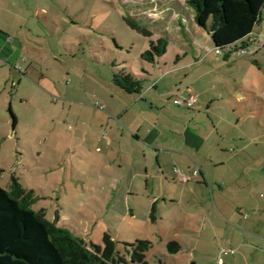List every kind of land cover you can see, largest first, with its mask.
Listing matches in <instances>:
<instances>
[{"label":"rangeland","instance_id":"rangeland-1","mask_svg":"<svg viewBox=\"0 0 264 264\" xmlns=\"http://www.w3.org/2000/svg\"><path fill=\"white\" fill-rule=\"evenodd\" d=\"M255 4L232 3L221 48L188 0H0V30L13 39L11 55L0 56V185L18 178L40 196L34 209L89 243L111 234L129 262L128 244L148 239L150 264H217L223 234L240 225L229 212L251 215L250 201L264 194L263 180L253 179L255 171L264 178V6L258 15ZM160 37L167 52L154 66L143 62ZM113 63L139 76L142 66L149 70L143 93L133 94L157 100L143 136L151 123L162 144L179 146L186 125L217 126L210 134L221 144L216 163L228 162L214 169L227 180L222 195L212 176L208 187L179 182L173 171L169 180L161 176L156 157L144 155L153 150L130 133L131 113L113 112L133 99L113 83ZM197 91L204 96L193 109L173 103ZM176 194L184 196L179 203ZM172 240L182 246L177 253L168 250Z\"/></svg>","mask_w":264,"mask_h":264},{"label":"trees","instance_id":"trees-1","mask_svg":"<svg viewBox=\"0 0 264 264\" xmlns=\"http://www.w3.org/2000/svg\"><path fill=\"white\" fill-rule=\"evenodd\" d=\"M188 2L195 11L198 25L216 36L219 35L217 44L221 48H225L219 40L222 31L233 22L232 3L249 6L253 4V7L255 4L253 0H188ZM263 6L264 0H257L255 10L258 11V15ZM127 22L134 29L152 35L136 20L129 17ZM5 34L6 43L2 51L8 55L6 50L10 49L9 43H12L13 39L8 33ZM0 35L3 36L1 31ZM8 37H11V40H8ZM235 39L231 37L228 41L231 43ZM250 42L246 40L242 47L238 48L246 50L245 47H249ZM227 47L232 52L231 45L228 44ZM167 48L168 40L165 37L150 40L149 48L141 54V60L154 66L167 52ZM238 48L235 50H239ZM113 67L115 69L112 80L117 87L130 94L143 93V76L149 73L145 65L142 66L144 75L141 76L129 72L125 67L120 68L116 63H113ZM11 114L13 125L16 126L17 117L12 111ZM39 198L34 189H26L16 177H13L9 188L0 185V264H150L147 259V252L153 246L150 240L138 239L135 243L128 244L131 247V250H127L130 255L129 262L126 256L116 249L111 234H104L103 244L89 243L70 229L60 226L58 218L48 219L44 209H34L33 205ZM154 211L155 204L153 216ZM167 247L171 253H177L182 248L177 240L170 241Z\"/></svg>","mask_w":264,"mask_h":264},{"label":"crops","instance_id":"crops-1","mask_svg":"<svg viewBox=\"0 0 264 264\" xmlns=\"http://www.w3.org/2000/svg\"><path fill=\"white\" fill-rule=\"evenodd\" d=\"M1 32L3 33V36L0 35V38H4L6 32ZM1 48H3V46L0 45V50ZM5 50L6 48L4 49V51ZM1 53L3 54L2 50L0 51V54ZM11 53L12 48L10 47V52L7 56L11 55ZM195 61L199 62V59L197 58V60ZM192 66L193 65L190 64V68H192ZM157 86L158 83L155 84V87ZM196 93H199L200 95L198 102L196 103L198 104L200 103V99L204 96V94L202 91H197ZM147 95L135 97L132 94L133 99L126 108H120L113 111L114 113L119 111L122 117H124L126 114L131 113L132 122L129 121L128 124V126L130 127V133L133 134L139 141H142L141 143L147 148L153 150L150 151V153L146 151L144 155H153L156 157L158 170L161 176L165 178V180H169L170 172L173 171L176 173V168L185 170L189 175H194V170L199 169L201 172L200 175L192 176L191 180H196V182H199L205 187H208L209 181L211 180L212 176L214 182L219 187V195H222L227 180L224 177H220L221 175H218V173L216 172V167L226 166V163L228 162L227 160L221 159L219 163H216V161H218L216 160L217 156L221 155V152H219L221 144L219 145L217 143H211L210 136L214 135L217 132V126H213L214 130L208 132V130H203L201 128H193V130L190 125H186L184 130L180 133V137L182 136L183 140L180 141L181 145L179 146L176 144H162V132L157 129V125H153L151 123H149V128L143 136L140 131L144 127L143 122L147 121L145 115L150 114L154 110V108H157L156 98L154 96H148L147 98ZM134 115L137 119L133 117ZM210 120L211 123H215L213 122V119ZM153 152L155 153V155ZM253 175V179L255 182H261L263 180L264 184V178L260 177V175H257L256 171ZM176 177L178 178L179 182H182L179 180L178 174L176 175ZM252 188L255 191V186H253ZM190 190L191 192H195V190L193 189ZM249 190L250 194L253 193L251 188H249ZM183 197L184 196L181 194L173 195L172 201L173 203H179V201L183 200ZM261 197V200L252 199L250 201L251 206L249 205V211H251V215L244 213L241 214V212H239V214L236 212H229V217H234L236 219L235 221L240 223V225H231L233 227L232 231H225L222 236L224 246H222L221 248L222 251L220 257L222 258L224 263H227V260L232 264H264V194H261ZM154 199L156 200L154 203L156 205V203L159 202L160 198L154 196ZM201 211L202 213L199 211L200 214H204L206 216L208 215L207 211ZM185 214L186 218H193V214L190 210L186 211ZM215 227L219 228L217 226ZM201 237L202 234L199 238L201 239ZM227 256L231 257L230 260L226 259ZM192 261L193 263L195 262L194 260Z\"/></svg>","mask_w":264,"mask_h":264},{"label":"built area","instance_id":"built-area-1","mask_svg":"<svg viewBox=\"0 0 264 264\" xmlns=\"http://www.w3.org/2000/svg\"><path fill=\"white\" fill-rule=\"evenodd\" d=\"M8 40H11V37H8ZM18 69L20 71H25V69L22 66H18ZM199 93L195 94H189L188 96H176L173 100V103L178 106H186L188 108H193L199 99ZM176 173L178 174L179 180L182 182H189L191 180L192 176H198L200 175V170H194V175H189L185 170L176 168ZM217 264H225L222 260V258H219Z\"/></svg>","mask_w":264,"mask_h":264}]
</instances>
